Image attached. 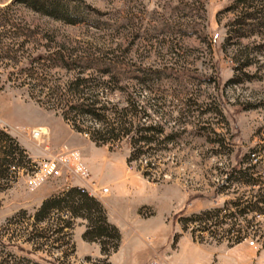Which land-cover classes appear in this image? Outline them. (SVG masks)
Listing matches in <instances>:
<instances>
[{"label": "rangeland", "instance_id": "374dc122", "mask_svg": "<svg viewBox=\"0 0 264 264\" xmlns=\"http://www.w3.org/2000/svg\"><path fill=\"white\" fill-rule=\"evenodd\" d=\"M0 131L25 153L0 177V264H264V206L234 207L264 192V0H0ZM67 150L108 189L115 250L69 212L34 218L71 180L29 172Z\"/></svg>", "mask_w": 264, "mask_h": 264}, {"label": "trees", "instance_id": "16d2710c", "mask_svg": "<svg viewBox=\"0 0 264 264\" xmlns=\"http://www.w3.org/2000/svg\"><path fill=\"white\" fill-rule=\"evenodd\" d=\"M34 10L39 11L40 9L38 7H34ZM44 10H45L44 14H46L47 16H53V14H60L64 18H67L65 17V13L62 10L60 9L56 10L55 7L53 6H47L45 7ZM54 18H57V17H54ZM93 106H94V103H88L85 106L86 108L87 107L88 108L85 111H83V115L95 116L94 111L96 112L100 109H94ZM122 112H125V109L122 110ZM124 116H126V113L122 114L121 119H120V128H122V130L118 131L120 135H114L111 137H107L106 139H103L102 141L96 140L92 137V141L106 144L108 142H113L115 140H118L119 138H122V136H125L126 121H125ZM115 130H116L115 128H111L107 132L112 133ZM160 131L161 130L157 128H147V129H141L139 131H136L135 134L143 133V134H148V135L149 134L154 135L157 133L160 134ZM135 143L149 144L150 143L149 137L148 138L139 137L136 139ZM24 160H25L24 151L17 146V144L15 143L13 139H11L8 135L0 131V177L4 176L9 166L15 165L16 167H18L19 165H22ZM245 170H251V168L249 167ZM233 172L236 174L242 173V170L239 164L237 165V167L231 168L230 171L228 172V175H230ZM228 180L229 179L225 177L224 181L227 182ZM244 184H246L247 186L254 185L252 182L250 183L249 181L244 182ZM97 202L98 201L88 197L86 194L80 192L76 188L65 189L59 196L44 200L41 203L38 211L35 213L34 218L36 221L40 222L44 220L52 212H60V211L69 212L73 217H78V218L87 220L88 226L86 227V230L82 234V239L84 241H88V242L92 241V242H98V244H104L101 240L103 238H109L115 242V245L112 246V249L115 250L116 243L118 241V234L112 226H109L106 223L104 217H102L101 210ZM239 206H241L242 213L247 210V212H254V213H257L258 215L261 214L263 206H264V192H261L260 194H257L255 197H252V201L244 200V201H241L239 204L234 205V207H239ZM210 213H213V215L206 217L202 220H194L192 222L194 223L198 222V224H204V222L209 223L210 220H216L219 218L220 212L217 209L204 211L201 214L207 215ZM101 250L103 252L102 248Z\"/></svg>", "mask_w": 264, "mask_h": 264}, {"label": "built area", "instance_id": "2783aa9c", "mask_svg": "<svg viewBox=\"0 0 264 264\" xmlns=\"http://www.w3.org/2000/svg\"><path fill=\"white\" fill-rule=\"evenodd\" d=\"M27 136L33 141L40 143V141L44 140L46 133L42 131L41 128H37L28 131ZM11 168L13 169V167ZM29 176L32 178V184L35 186L46 180L61 178L63 176L65 180H71L68 185H66V189L76 188L96 201H99L108 193L107 188L98 187L91 181L89 172L82 165L79 153L74 150L64 151L57 156H41L29 172ZM76 180L83 181V183H79L80 185L71 184ZM153 264L158 263L154 261Z\"/></svg>", "mask_w": 264, "mask_h": 264}]
</instances>
